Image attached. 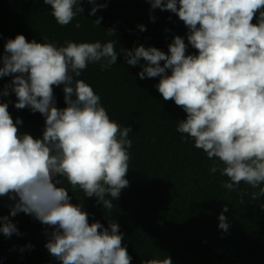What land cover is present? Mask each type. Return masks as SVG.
I'll return each mask as SVG.
<instances>
[{"label":"clouds","instance_id":"9594fccd","mask_svg":"<svg viewBox=\"0 0 264 264\" xmlns=\"http://www.w3.org/2000/svg\"><path fill=\"white\" fill-rule=\"evenodd\" d=\"M83 2L92 5L90 15L107 4V0H43L61 26L83 13ZM147 2L183 22L187 43L174 35L167 54L143 45L118 53L112 40L66 41L58 46L16 34L0 54V78L11 76L0 95L8 96L10 90L15 108L44 117L42 135L33 137L21 132V118L14 120L8 102L0 101V197L13 201L10 216L22 212L52 229L46 233L45 248L60 264L132 261L119 224L89 222V214L80 203L71 202L63 183L66 180L73 192L82 190L84 197H95L110 215L114 201L130 183L126 177L131 125L111 119L101 97L80 78L89 64L99 63L106 70L123 55L128 65L140 64V79L160 77L156 88L162 98L186 113L176 131L214 161L209 170L228 178L223 187L239 190L243 183L259 189L251 193L253 200L264 196V0ZM101 19L94 23L100 26ZM138 27L146 30L142 24ZM106 32L116 36L113 28ZM189 45L195 54L187 52ZM54 86H62V108L56 106ZM227 211L224 205L218 215V228L224 232L230 227ZM0 233L20 234L9 216H0ZM142 264L173 261L164 254Z\"/></svg>","mask_w":264,"mask_h":264},{"label":"trees","instance_id":"16d2710c","mask_svg":"<svg viewBox=\"0 0 264 264\" xmlns=\"http://www.w3.org/2000/svg\"><path fill=\"white\" fill-rule=\"evenodd\" d=\"M82 7L83 13L61 26L43 0H0V54L4 43L16 34L58 46L66 41L112 40L118 53L143 45L167 54L174 35L187 43L183 22L170 11L152 9L147 0H107L95 15L89 14L91 4L83 2ZM97 17H102L100 26L94 23ZM77 22L81 27H75ZM141 24L146 30H140ZM107 28L115 29L116 36L107 35ZM187 52L196 50L189 45ZM141 70L140 64L128 65L118 55L116 64L106 70L95 63L82 71L80 78L101 97L110 118L121 126L131 125L126 177L130 183L114 201L111 215L95 197H84L80 189L73 192L65 180L71 202L82 205L89 222L98 220L105 227L109 220L119 224L131 264L164 254L173 264H264V196L253 200L251 193L259 189L243 183L239 190L223 187L228 178L210 172L214 161L176 131L186 113L174 101L162 98L156 88L160 77L140 79ZM10 81L11 76L0 78V92ZM54 95L56 106L64 107L62 86H54ZM0 101L8 102L14 120L21 118V132L42 135L44 117L39 112L15 108L16 97L10 90L8 96L0 95ZM12 204L7 196L0 197V216H9L20 233L11 237L0 233V264H60L45 248L46 233L52 229L22 212L10 216ZM224 205L228 207L224 213L230 225L227 232L218 228Z\"/></svg>","mask_w":264,"mask_h":264}]
</instances>
